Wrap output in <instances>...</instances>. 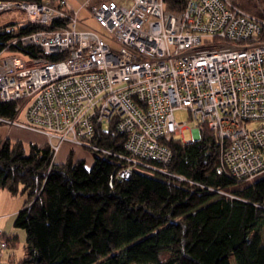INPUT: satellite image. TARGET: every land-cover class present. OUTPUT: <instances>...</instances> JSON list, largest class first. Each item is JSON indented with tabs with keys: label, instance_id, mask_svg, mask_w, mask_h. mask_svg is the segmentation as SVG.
Instances as JSON below:
<instances>
[{
	"label": "built area",
	"instance_id": "2783aa9c",
	"mask_svg": "<svg viewBox=\"0 0 264 264\" xmlns=\"http://www.w3.org/2000/svg\"><path fill=\"white\" fill-rule=\"evenodd\" d=\"M81 8L101 31L77 27ZM7 9L21 10L23 25L68 19L14 36L0 52V102L15 111L0 123L44 134L52 161L63 141L88 143L101 125L125 136L121 178L169 163L167 142L184 140L174 111L185 108L194 140L201 126L214 133L219 174L264 173V18L233 0H185L179 11L164 0H85L76 9L67 0H0ZM16 43L42 54L9 51ZM7 247L0 227V258Z\"/></svg>",
	"mask_w": 264,
	"mask_h": 264
},
{
	"label": "trees",
	"instance_id": "16d2710c",
	"mask_svg": "<svg viewBox=\"0 0 264 264\" xmlns=\"http://www.w3.org/2000/svg\"><path fill=\"white\" fill-rule=\"evenodd\" d=\"M233 1L264 18V0ZM184 2L164 0V7L179 11ZM66 26L68 19L0 24V52L14 36ZM8 50L42 54L19 43ZM14 115L13 102H0V117ZM87 141L100 151L90 168L73 150L55 162L47 141L0 136V188L24 198L14 219L26 233L20 263L264 264V173L219 174V145L206 126L198 140L172 137L169 163L137 165L126 179L118 175L127 164L123 134L99 125ZM4 237L8 246L15 239Z\"/></svg>",
	"mask_w": 264,
	"mask_h": 264
},
{
	"label": "rangeland",
	"instance_id": "374dc122",
	"mask_svg": "<svg viewBox=\"0 0 264 264\" xmlns=\"http://www.w3.org/2000/svg\"><path fill=\"white\" fill-rule=\"evenodd\" d=\"M67 2L69 6L76 9L78 8L80 4L85 2V0H67ZM23 17H24V13L21 10L7 9V10L0 12V24L9 23V22L19 23ZM79 19L80 21L78 22V26H77L79 29L85 28V27H91L95 30L101 31V27L96 22V20L92 18L87 8L80 9ZM174 117L177 121L185 123V127L182 130V135H183L184 140L193 141L195 137L193 133L195 123L191 120L189 111L185 108L176 109L174 111ZM11 126L6 125V124H0V136L7 137V135L9 136L10 133H14L15 128H20V127L11 128ZM20 129H23V128H20ZM35 134L37 137V141H47V137L44 134L38 133V132H35ZM13 138H16V136L13 135ZM25 144H27V141H25ZM70 150H73L74 159H84L85 166L87 168H90L93 165L94 155H99L100 153V151L96 147H91L89 143L87 142L74 143L70 141H63L59 146V149L55 156L54 161L55 162L64 161L66 159V156L70 152ZM15 197L19 198L20 202L23 203L24 198L22 195L17 194L15 195ZM4 211L5 209L1 210L0 213H3ZM7 217L8 216H6V218ZM6 218L3 221H5L7 226L9 225L13 226V228L16 231L14 233H17L16 235H18V237L16 238L14 236L15 239L13 243L9 244V246L3 251V254L0 258V264H22L20 263V259L24 255V245H25V239H26L25 229L14 226L15 216L13 218L10 217V219L9 218L6 219ZM6 233L7 235L12 236L11 232H9V227H7ZM261 233L262 235H264V228H262ZM232 264H235V262L233 261Z\"/></svg>",
	"mask_w": 264,
	"mask_h": 264
},
{
	"label": "crops",
	"instance_id": "0c3cea01",
	"mask_svg": "<svg viewBox=\"0 0 264 264\" xmlns=\"http://www.w3.org/2000/svg\"><path fill=\"white\" fill-rule=\"evenodd\" d=\"M22 20H24V17L21 19L19 23H22ZM12 126L11 128L19 127L15 125H12ZM20 128H23V127H20ZM20 128H15L14 133H10L9 136L7 135V137L14 139V140H21L24 144H25V141H27L26 145L30 143L44 142V141H37L36 134L32 130H29L27 128H23V129H20ZM13 135H15L16 138H13ZM21 205L22 203L20 202L19 198H16L15 195L9 193L7 190L0 188V211L5 209L3 213H0V227L2 228L4 234H7L6 229L7 227H9V232H11V235L15 236L16 238L18 237V235H16L17 233H14L16 231L13 228V226H10V225L7 226L5 221L3 220H5L6 216H8L6 219L8 218L10 219V217L13 218L17 213L16 210H19Z\"/></svg>",
	"mask_w": 264,
	"mask_h": 264
}]
</instances>
